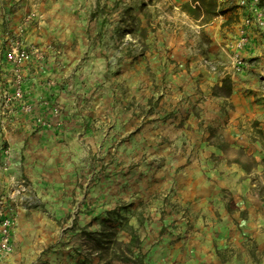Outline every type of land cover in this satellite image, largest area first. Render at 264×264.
Wrapping results in <instances>:
<instances>
[{
    "label": "rangeland",
    "instance_id": "1",
    "mask_svg": "<svg viewBox=\"0 0 264 264\" xmlns=\"http://www.w3.org/2000/svg\"><path fill=\"white\" fill-rule=\"evenodd\" d=\"M159 1L135 0L129 30L135 44L149 38L163 8L155 6ZM243 59L242 71L250 64ZM85 65L69 76L39 80L35 101L25 77L22 98L15 96L13 80L12 91L0 94V111L10 107L9 118L24 125L20 131L0 123V197L17 180L10 174L15 162L17 169L30 167L36 190L20 174L19 204H29L31 195L46 198L48 204L31 208L53 216L63 237L72 240L63 244L72 245L86 264H264L257 235H264V158L228 147L212 131L211 143H222L224 156L201 153L202 145L189 136L181 140L169 80L145 60L107 62L106 70ZM262 81L264 86V76ZM7 132L32 140L19 153ZM253 132L264 149L263 132ZM227 165L246 174L238 177ZM244 180L250 197L239 189Z\"/></svg>",
    "mask_w": 264,
    "mask_h": 264
},
{
    "label": "crops",
    "instance_id": "2",
    "mask_svg": "<svg viewBox=\"0 0 264 264\" xmlns=\"http://www.w3.org/2000/svg\"><path fill=\"white\" fill-rule=\"evenodd\" d=\"M239 1L224 0L218 7L223 13L201 25L182 9L190 0H160L155 6H163L161 14L142 45L129 39L130 20L136 14L135 0H0V94L11 89L12 73L6 62L9 41L22 18L35 12L39 18L27 28L25 40L42 53V58L24 67L25 90L31 100L35 101L37 92L42 90L39 81L42 78L69 76L75 73L76 66H86L88 62L106 70L107 62L139 57L152 72L169 80L173 102L180 111L176 135L181 140L189 136L202 145L199 151L210 157L224 156V143L230 148L249 151L256 158H264L262 142L253 132L256 127L264 134V33L251 29L250 42L241 52L250 64L240 73L233 71L232 51L225 50L249 12L242 7L235 11L229 9L239 5ZM137 48H141V52H136ZM227 76L232 79L231 96H214L213 88L222 86ZM7 110L10 107L0 111V123L4 129L13 126L21 131L23 124L9 118ZM188 126L191 130H187ZM209 131L218 135L220 145L211 143ZM6 138L16 151L25 141L32 140L27 134L10 132ZM225 168L229 172L237 171L238 177L246 174L234 166ZM10 174L17 176V180L5 187L0 199H7L4 211L17 215L18 224L12 231L14 253L0 264H86L81 261L84 256H79L72 245L63 244V240L69 243L72 240L63 237L53 216L31 208L30 204L34 206L37 202L48 204L46 198L38 199L30 194L29 204H19L17 197L14 201L10 199L17 195L20 174L31 180V191L36 190L34 171L30 167L17 169L15 162ZM239 189H243V196L250 197L247 180ZM244 208L257 217L249 203L244 204ZM257 235L264 246V235L261 232Z\"/></svg>",
    "mask_w": 264,
    "mask_h": 264
},
{
    "label": "built area",
    "instance_id": "3",
    "mask_svg": "<svg viewBox=\"0 0 264 264\" xmlns=\"http://www.w3.org/2000/svg\"><path fill=\"white\" fill-rule=\"evenodd\" d=\"M217 7L222 5L224 0H214ZM250 3L249 12L244 16L238 25L236 37L226 45L225 50L232 51L230 59L233 65L234 73L242 71L247 62L243 59L241 52L245 50L250 42L251 29H264V0H240V7ZM39 15L35 12L28 14L18 25L16 37L9 41L6 53V62L10 65L12 80L14 82V91L17 98H22L24 89V67L27 63L34 59H41L42 53L33 46L27 45L26 33L29 24L37 21ZM5 96V95H4ZM7 101L11 97L6 98ZM29 110V108H28ZM11 200H15L16 196L12 195ZM7 199H0V262L14 253L15 245L13 241L12 231L17 227V215H10L4 211V205Z\"/></svg>",
    "mask_w": 264,
    "mask_h": 264
},
{
    "label": "trees",
    "instance_id": "4",
    "mask_svg": "<svg viewBox=\"0 0 264 264\" xmlns=\"http://www.w3.org/2000/svg\"><path fill=\"white\" fill-rule=\"evenodd\" d=\"M182 9L187 12L193 19L201 23L208 24L219 14L217 4L214 0H190L189 3L183 5ZM232 94V79L227 76L223 79L222 86L213 88V95L228 98Z\"/></svg>",
    "mask_w": 264,
    "mask_h": 264
}]
</instances>
